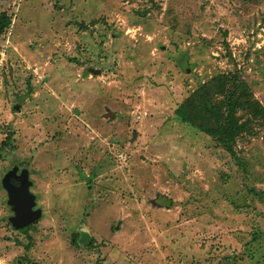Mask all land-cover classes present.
<instances>
[{
  "label": "rangeland",
  "instance_id": "rangeland-1",
  "mask_svg": "<svg viewBox=\"0 0 264 264\" xmlns=\"http://www.w3.org/2000/svg\"><path fill=\"white\" fill-rule=\"evenodd\" d=\"M2 11L0 180L28 169L42 214L12 228L0 183V264H264V112H236L234 155L174 114L221 73L264 107V0Z\"/></svg>",
  "mask_w": 264,
  "mask_h": 264
},
{
  "label": "trees",
  "instance_id": "trees-1",
  "mask_svg": "<svg viewBox=\"0 0 264 264\" xmlns=\"http://www.w3.org/2000/svg\"><path fill=\"white\" fill-rule=\"evenodd\" d=\"M11 24V16L0 12V37ZM215 94H220V103H211ZM248 110L257 117L264 112V107L252 98L249 85L234 73L217 74L201 87L195 89L189 97L184 99L175 109V116L182 122L194 125L199 131L214 138L227 152L234 155V143L242 130L238 121L237 111ZM12 132L1 142L0 150L4 146L11 147ZM155 202L154 200H152ZM30 225L16 229L25 232ZM79 238L73 234L72 243Z\"/></svg>",
  "mask_w": 264,
  "mask_h": 264
},
{
  "label": "water",
  "instance_id": "water-1",
  "mask_svg": "<svg viewBox=\"0 0 264 264\" xmlns=\"http://www.w3.org/2000/svg\"><path fill=\"white\" fill-rule=\"evenodd\" d=\"M0 183L6 192V203L12 212L8 217L12 228L28 226L41 218L42 210L36 206L35 195L30 190L32 181L28 169L23 167L19 170L17 165H13L3 174Z\"/></svg>",
  "mask_w": 264,
  "mask_h": 264
},
{
  "label": "flooded vegetation",
  "instance_id": "flooded-vegetation-1",
  "mask_svg": "<svg viewBox=\"0 0 264 264\" xmlns=\"http://www.w3.org/2000/svg\"><path fill=\"white\" fill-rule=\"evenodd\" d=\"M18 166V165H17ZM21 168H23V167H20V166H18V169L20 170Z\"/></svg>",
  "mask_w": 264,
  "mask_h": 264
}]
</instances>
